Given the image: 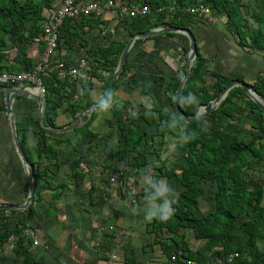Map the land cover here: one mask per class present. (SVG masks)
Returning <instances> with one entry per match:
<instances>
[{"label": "trees", "instance_id": "16d2710c", "mask_svg": "<svg viewBox=\"0 0 264 264\" xmlns=\"http://www.w3.org/2000/svg\"><path fill=\"white\" fill-rule=\"evenodd\" d=\"M57 0H0V45H3L6 35H12L15 41L19 43L18 48L23 49L27 40H34L41 32V24L45 20V12L51 14L53 5ZM104 2L106 0H97ZM172 2V0H171ZM144 0L142 5L149 7L150 12L145 16L147 20L154 19L155 27H173L179 29H188L189 23L199 21L194 15L186 11L196 5L197 2L215 9L220 14L227 16V27H235L236 33L242 40L245 39L243 32L240 31L243 21L240 17L238 5L232 4L228 0ZM259 7L258 14L255 20L258 25L264 26V19H262V7L264 8V0H255ZM170 5L172 8L169 10ZM158 9H160L158 11ZM262 15V16H261ZM118 26L126 28L129 24L136 23L137 18H129L124 14L118 15ZM167 18V20H165ZM107 23L100 21L97 18L81 17L78 19H66L59 30L58 48L62 44H78L86 47V41H83V36L88 32L96 33V31L104 30ZM135 32H129L131 37ZM185 42L187 38L181 34H177ZM138 40L137 42H141ZM127 42V41H126ZM125 42V43H126ZM125 43L118 44L116 47L115 42L110 43L107 49L98 50V65L90 73V76L98 78L100 71L108 70L109 75L105 81L102 98L103 101L100 105L110 102L113 93L118 86L119 81L125 73L126 65L120 73L119 79L115 82L110 89L107 96H104V90L107 87L113 72L117 66L118 59L124 48ZM245 43V42H244ZM243 43V44H244ZM113 55L114 59L111 61L110 56ZM103 58V62H101ZM205 60L201 57L198 49L194 62L190 68L189 76L185 81L183 89L180 93L178 104L184 113L192 117L196 109L201 104H207L214 100L225 86L230 82H223L220 77L216 76L217 82L213 86L210 93L203 85L198 86V82L203 84V76L205 75ZM22 70H27V61H22ZM182 75L175 81L169 82L166 91L172 98L180 81ZM46 93L42 106L43 122L47 126L55 129L54 120L52 118L53 98L66 97V83L59 80L56 73H53L47 79ZM83 89L81 96H77V100L71 105V112L77 117L90 108L91 104L88 102V91L92 85L90 82H80ZM252 89L264 101V79H259L251 85ZM72 92V91H71ZM72 94V93H71ZM235 95H239L240 100H245V104L249 108L255 109V122L254 130L251 133V140L245 143L239 139L237 135L226 133L223 130L217 129V121L224 117L233 119L236 107L227 104ZM187 97L185 99L184 97ZM191 98V99H190ZM189 99V100H188ZM172 111L165 108L159 109H144L138 118H131L128 127L123 125V119L118 117L116 119L120 130L124 131L123 139L120 140L115 146V157L122 160L127 154L133 155L132 168L135 170L137 178L144 176L147 157L142 151L147 146L148 139L146 132L142 131L140 121H144L148 128L159 127L162 131L167 133L178 132L184 142V146L179 151L176 161L172 163L169 170H159V175L165 178V190L172 189L174 192L179 186L184 189L178 195H166V200L175 201L171 203L173 209L171 218L166 222H159L153 219L145 225V231L150 234L168 233L171 243L164 240L155 242L160 246L165 261L162 264H264V254L251 248V257L247 259L242 253V245L247 243L249 246L255 245L256 242H264V214L261 207V202L264 194V175L261 180L246 179L244 172L249 169L252 164H255L261 158L264 160V112L252 102L245 95L241 88H234L230 90L226 98L212 111L206 118L208 121L207 132L202 131V120L191 123H183L175 114L172 102L170 104ZM109 111L114 117H117V108L115 105L109 107ZM95 112L91 113L88 121L84 122L79 128L73 129L74 136L78 142L83 146L90 145L91 143V126L92 121L95 119ZM86 119V117H84ZM183 124V127L180 125ZM19 136V144L23 154L27 158L29 164L34 171L35 180V196L40 199L36 188L40 185L41 179L49 180L46 186L53 187L51 181H54L55 176L52 175L50 169L46 173H38L34 168L32 153L26 145V131L17 130ZM43 132H51L44 130ZM235 133H244L240 127H236ZM52 145H45L43 142H37L35 155L37 158L44 157L45 160L50 162L56 159L55 148L59 147L62 139H54ZM68 146L70 145L67 144ZM249 155L251 159L249 160ZM55 164L58 160H55ZM79 163L75 164V167ZM48 167H51L49 165ZM44 174H46L44 176ZM43 175V176H42ZM78 177V174H76ZM80 177V176H79ZM160 177V178H162ZM153 179L154 182L151 180ZM158 180L159 177L156 176ZM153 184H156L154 177L150 178ZM75 182V181H74ZM201 182H211L214 187V209L206 215L199 216L196 212V205L198 199L203 193L200 187ZM59 183L56 186L63 187ZM54 188V187H53ZM159 201V200H158ZM166 202V203H167ZM13 212V211H11ZM3 213V211H0ZM44 217L48 218L50 209L44 210ZM245 216L246 219L241 221L239 226V233L234 234L240 218ZM34 216L33 203L24 212L25 221H30ZM5 219L0 215V227L4 229ZM19 226L12 230H5L0 234V243L7 241L10 238L15 239L23 252L24 264H38L36 259L25 248V243H29L26 239L25 231L29 227L24 221L19 222ZM26 229V230H25ZM181 229L191 230L193 237L196 240H204V244L191 251L185 241V238L180 234ZM30 244H32L30 242ZM144 249H152V245L146 246ZM217 249L214 253H211ZM231 254H237L231 262L228 258ZM212 255H215L212 260ZM214 261V263H213ZM130 264H135V260L129 259Z\"/></svg>", "mask_w": 264, "mask_h": 264}, {"label": "rangeland", "instance_id": "374dc122", "mask_svg": "<svg viewBox=\"0 0 264 264\" xmlns=\"http://www.w3.org/2000/svg\"><path fill=\"white\" fill-rule=\"evenodd\" d=\"M229 1L237 5L235 0ZM13 37L6 35L5 38L10 44L13 43L15 48L19 43L15 45ZM100 97L95 104L93 103L98 106L91 111L95 112L96 116L89 127L92 135L90 145L83 146L73 135V129L79 128L90 118L91 113L88 115L86 113L88 108L83 112L86 119L83 115L75 117L63 125L64 129L57 132L59 134L41 137L45 145H52L51 142L59 135L66 137L63 139L64 143L62 142L63 147L58 150V163L61 164L48 167L47 160L40 161L35 152L32 153L34 160L39 159L33 160L36 172L43 174L50 169V173L55 176L54 181H51L54 188L46 186V182L50 181L44 179H41L40 185L36 188L40 199L34 196L33 218L26 222L23 217L25 210H0L3 211L0 215L5 219L4 229L0 227V234L5 228L12 230L20 227L19 222L22 220L29 225L25 232L31 230L38 244L37 246L30 244L33 241L29 238V243L24 242V246L38 264H130L128 260L132 258L135 264H162L165 261L159 245H155V242L164 240L171 243L169 234L166 232L147 234L145 225L148 221L145 214L166 204V197L158 198L157 195L158 189L165 190V178L159 175V170L170 169L184 142L178 132L162 131L165 133L162 134L159 127L148 128L144 121H140L142 131L151 137L147 146L142 149L147 157L145 167H142L146 174L137 178L131 166L133 155L127 154L122 160L115 157V146L122 141L124 134V131L119 129L116 119L118 117L123 119V125L127 128L130 119L138 118L144 109H156L149 103H146V106L128 107L125 100L116 106L112 98L107 108L100 107ZM240 102L245 104L246 101ZM170 104L171 102L167 106L169 112L172 111ZM111 105L117 108V117L113 118L109 111ZM69 106L70 103H67L68 111ZM245 109L248 115L250 112L253 114L248 116L253 117L252 120L245 119L246 129L252 130L249 122L254 121L255 114L252 109L246 107ZM241 121L242 117L239 116H234L232 120L225 118L217 122L216 128L232 133L236 129H233L232 125L239 127ZM43 124L46 126V123ZM207 125V118H202L204 132H207ZM180 126L183 127V124ZM76 163L79 165L75 167ZM156 176L159 177L158 180ZM111 177L116 178L115 183L111 182ZM151 177L157 180L156 184L151 182V180L154 182L153 179L150 180ZM59 183L63 184L62 188L56 186ZM200 187L203 193L196 210L199 216H203L214 209L215 187L211 182H201ZM183 189L179 186L174 194L178 195ZM10 196L8 198L12 202L9 205L20 206L25 202L27 189H22L21 192L16 188ZM46 208H49L51 213L48 218L44 217L43 213ZM132 210H136V213L134 214ZM245 218L243 215L240 222ZM238 226L237 224L235 229ZM183 232L188 244L195 249L197 243L192 233ZM15 242L14 238H10L0 243V264H24L22 252L24 247L20 249ZM153 244L154 249H144ZM112 256L115 257L114 260L111 259Z\"/></svg>", "mask_w": 264, "mask_h": 264}, {"label": "crops", "instance_id": "0c3cea01", "mask_svg": "<svg viewBox=\"0 0 264 264\" xmlns=\"http://www.w3.org/2000/svg\"><path fill=\"white\" fill-rule=\"evenodd\" d=\"M235 1L238 5L241 20L243 21L240 31L243 32L245 39L242 43V40L236 33L235 27H227V16L218 13L215 9L210 7L209 9L217 19L215 25H210L204 21H196L195 23H189L188 25L187 30H190L194 35L197 49L201 57L206 61L203 84L200 82L197 84L198 86L203 85L210 93L213 90L214 84L217 82L216 76L220 77L223 82L239 80L251 86L260 79V74L264 71V26L260 27L255 20L259 7L255 0ZM142 2H144V0H116L117 4L127 3L136 6H141ZM171 3H173V0ZM171 8L172 5H170L169 10ZM262 9L261 14L263 16H261L262 19H264V8L262 7ZM44 14L46 15V12ZM118 15V9H106L103 7L102 15H100V17L91 18H97L100 21L106 22L107 25L104 26V30H107L108 32L113 31L114 34L107 35L108 37L106 40H103L100 38V31H96V33L93 34L88 32L83 36V41H86L87 43L86 47L80 46L77 43H72L71 45L62 44V46L57 49L55 57L62 61L70 62L82 55L87 49H107L110 47L111 42H115L117 44L116 47L118 44L125 43L129 38L128 31L137 33L161 28L154 26V19L149 21L146 17H137L136 23L129 24L127 29L119 27L117 25ZM165 20H167V18ZM7 41L8 40L4 38L3 45H0V71L21 73L27 71L38 61L41 54L40 44L28 40L24 48L19 49L18 47L14 48L13 43L10 44V42ZM137 41L128 53L125 73L119 81L112 99L116 103V106L119 105V102L125 100L128 107H136L137 105L146 106V103H149L154 106L155 109L163 107L168 110L167 106L169 105V102H172V98L167 93L166 87L169 82H175L181 75L183 77L185 73L188 42H185L180 38L177 33H165L144 39L141 42ZM14 44L17 45L18 42L15 41ZM113 59L114 56L111 55L110 60L112 61ZM22 61H27V70H22ZM101 62H103V58ZM108 75V70L100 71L99 77H93L90 82L92 87L88 91L87 100L91 106L96 103L95 101L100 96V99H102V91ZM65 91L67 98H59L58 96L53 98L52 118L54 120V126L56 127L55 129L47 125L44 126L42 122L43 118L41 121L39 120L38 104L34 100L11 96V109L16 129L26 131V145L31 153L34 154L38 141L43 142V139L41 138L42 135L53 136L59 134L57 132L64 129L63 125L77 116V114L73 116L70 111L71 105L77 100V96H81L83 89L80 83H66ZM184 98L187 99L186 96ZM240 98L239 95H235L227 104L237 108L234 116L242 117L239 127L244 130V133L236 134L234 130L231 134L237 135L238 137L240 136L239 139L243 137V141L248 143L251 140V133L255 132V130L252 121L249 122L252 130L246 129L245 123H247V121L245 119L250 118L252 120L253 117L248 116L253 114L252 112H250V115L247 114L248 111L245 107L249 110L250 108L246 104H241ZM66 99L67 101H65ZM67 103H70L69 111L66 107ZM251 109L255 114V109ZM205 110H207V108ZM81 115H83V113ZM225 118L232 120L227 117H224L223 119ZM232 127L234 129L236 128V125L233 124ZM44 130H50L51 132H43ZM65 138L63 135H59L56 139H62L63 142V139ZM63 143L54 149L57 155L55 160H58L59 158L58 150L63 147ZM13 144L9 121L5 115L4 101L0 94V204L9 205L12 200L8 197L12 196H10V194H12V191L16 190V188L20 189L21 192L22 189H27L25 171L16 154ZM248 158L250 160L251 156L249 155ZM39 159L40 161L45 160L43 156ZM39 159L36 158L33 160L36 161ZM55 160H51L50 162L47 161L48 165L52 166L55 163ZM34 166L36 167L35 164ZM263 175V158L255 164H252L249 169L244 172L246 179H254L258 181L263 178ZM261 207L264 214V194ZM238 225L240 226L241 222H239ZM239 226L234 230L235 235L239 233ZM183 231H190L192 233L191 230L181 229L180 234L183 236ZM147 234L151 235L150 233ZM193 239L197 243L195 249H192V246H190L185 239L191 251H195L204 244V240H196L194 237ZM155 245H152V249H154ZM242 246V253L247 259H250L251 257V248L264 254V242L258 241L252 247L247 243ZM216 250L217 249H214L209 254L214 253ZM214 258L215 255H212V260H214Z\"/></svg>", "mask_w": 264, "mask_h": 264}, {"label": "built area", "instance_id": "2783aa9c", "mask_svg": "<svg viewBox=\"0 0 264 264\" xmlns=\"http://www.w3.org/2000/svg\"><path fill=\"white\" fill-rule=\"evenodd\" d=\"M102 6L106 9H118L120 14H124L129 18L145 17L150 12L149 7L146 5L117 4L116 0H106L104 2L97 0H57L53 5L51 14L46 12L45 20L41 24V32L32 40V42L34 41L41 46L38 61L27 71L21 73L0 71V89L23 88L44 98L46 93L45 83L53 73H56L59 80L67 84L91 82L93 77L90 76V73L98 65V50L87 49L82 55L70 62L57 59L55 53L58 49L59 30L64 21L81 17H100L103 10ZM186 11L194 15L199 21H204L210 25L217 23V19L209 7L201 2H197L195 6L186 9ZM109 34L113 35L114 32L102 30L100 38L106 40ZM260 78L264 79V71L260 74ZM111 182L115 183L116 178L111 177ZM29 232L31 233L28 234ZM29 232H25L26 239L30 238L33 241L32 244L37 246L38 242L34 233L31 230ZM235 257H237V254H231L228 262H231ZM111 259L114 260L115 257L112 256Z\"/></svg>", "mask_w": 264, "mask_h": 264}, {"label": "water", "instance_id": "95a60500", "mask_svg": "<svg viewBox=\"0 0 264 264\" xmlns=\"http://www.w3.org/2000/svg\"><path fill=\"white\" fill-rule=\"evenodd\" d=\"M165 33H177L185 36L188 40V50H187V61H186V68L185 73L172 97V106L174 109V112L176 116L183 122V123H191L198 120H201L202 118L207 117L212 111H214L217 106L226 98L228 92L232 90L233 88H241L243 92L248 96V98L254 102L260 110L264 112V101L263 99L252 89L251 86L246 84L243 81L239 80H233L229 82L225 88L220 92V94L212 101H210L207 104L199 105L195 114L192 117L187 116L184 111L179 107L178 99L180 96V93L183 89V86L185 84V81L187 80L190 72V68L192 66V63L196 57L197 54V46H196V39L192 32L187 29H179V28H173V27H162L157 28L153 30H149L146 32H137L131 37L128 38L127 42L124 45V48L120 54V57L118 59L117 66L113 72L112 78L110 79L107 87L104 90V96H107L110 92V89L112 88L113 84L117 82L119 79L120 73L123 70V67L125 65L128 53L134 43L137 40H144L150 37H154L160 34ZM1 98L4 101L5 106V115L9 121L10 130L12 134V139L14 143V147L16 150V154L22 164V167L25 171L26 175V184H27V197L25 199V202L20 205H7V204H0V210H26L29 205H31L34 201V194H35V180H34V171L32 166L29 164L27 158L22 152V149L19 144V138L17 134V129L14 122L13 112L11 109V96H18L23 99H32L38 104V116L39 120H42V106H43V98L41 96H38L34 93L28 92L27 90L23 88L19 89H10V88H2L0 89ZM103 98L100 100V103H102ZM98 104L93 105L89 108V110L86 112L87 115L91 113V111L96 108ZM207 108V110H205ZM84 114L83 116H85Z\"/></svg>", "mask_w": 264, "mask_h": 264}, {"label": "clouds", "instance_id": "9594fccd", "mask_svg": "<svg viewBox=\"0 0 264 264\" xmlns=\"http://www.w3.org/2000/svg\"><path fill=\"white\" fill-rule=\"evenodd\" d=\"M44 100V98H43ZM102 107L107 108V104L103 105ZM158 198L166 196V195H174V191L172 189H166V190H161L158 189L157 191ZM175 202L173 201H168L164 206H161L158 208V210H154L151 212H147L145 214V219L148 222H151L153 219L158 220L159 222H166L171 218L173 209L171 208V203ZM133 213H136V210H132Z\"/></svg>", "mask_w": 264, "mask_h": 264}]
</instances>
